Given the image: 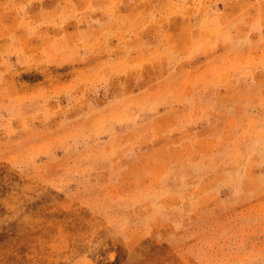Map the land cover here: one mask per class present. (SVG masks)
Returning <instances> with one entry per match:
<instances>
[{
  "label": "rangeland",
  "instance_id": "rangeland-1",
  "mask_svg": "<svg viewBox=\"0 0 264 264\" xmlns=\"http://www.w3.org/2000/svg\"><path fill=\"white\" fill-rule=\"evenodd\" d=\"M0 264H264V0H0Z\"/></svg>",
  "mask_w": 264,
  "mask_h": 264
}]
</instances>
